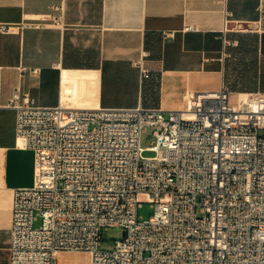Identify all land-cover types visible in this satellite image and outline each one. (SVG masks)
I'll return each mask as SVG.
<instances>
[{
  "label": "built area",
  "instance_id": "1",
  "mask_svg": "<svg viewBox=\"0 0 264 264\" xmlns=\"http://www.w3.org/2000/svg\"><path fill=\"white\" fill-rule=\"evenodd\" d=\"M65 3L43 20L63 26ZM9 106L17 146L35 154L34 184L13 194L10 264H59V252L89 253V264H264V93L222 85L189 92L177 111L72 110L17 87ZM104 227L122 228L112 250L100 247Z\"/></svg>",
  "mask_w": 264,
  "mask_h": 264
},
{
  "label": "crops",
  "instance_id": "2",
  "mask_svg": "<svg viewBox=\"0 0 264 264\" xmlns=\"http://www.w3.org/2000/svg\"><path fill=\"white\" fill-rule=\"evenodd\" d=\"M59 2L0 0V23L18 27L0 32V264L11 259L14 191L35 181L34 151L17 146L15 88L72 110L177 111L189 92L222 85L233 97L264 93V0H66L63 26L43 20Z\"/></svg>",
  "mask_w": 264,
  "mask_h": 264
},
{
  "label": "rangeland",
  "instance_id": "3",
  "mask_svg": "<svg viewBox=\"0 0 264 264\" xmlns=\"http://www.w3.org/2000/svg\"><path fill=\"white\" fill-rule=\"evenodd\" d=\"M153 129L148 127L142 134V146L147 147L154 143V137L151 135ZM145 156H152L154 153L152 151H145ZM143 199L142 206L138 210L139 218L149 219L155 212V208L152 206L151 202ZM39 225V222L36 223ZM102 236L100 241V247L105 250H112L115 247L116 240L122 238V228L120 227H104L102 230Z\"/></svg>",
  "mask_w": 264,
  "mask_h": 264
},
{
  "label": "water",
  "instance_id": "4",
  "mask_svg": "<svg viewBox=\"0 0 264 264\" xmlns=\"http://www.w3.org/2000/svg\"><path fill=\"white\" fill-rule=\"evenodd\" d=\"M124 234V233H123Z\"/></svg>",
  "mask_w": 264,
  "mask_h": 264
}]
</instances>
